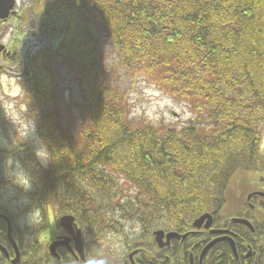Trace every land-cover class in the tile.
Returning <instances> with one entry per match:
<instances>
[{
	"label": "trees",
	"instance_id": "1",
	"mask_svg": "<svg viewBox=\"0 0 264 264\" xmlns=\"http://www.w3.org/2000/svg\"><path fill=\"white\" fill-rule=\"evenodd\" d=\"M52 2L51 12L66 19L56 53L79 84L81 124L75 131L62 126L51 58L32 63V77L21 87L50 162L43 166L23 140L8 150L0 143V190L18 188L2 165L17 164L28 183L18 189L26 210H42L53 199L57 218L74 216L94 245L108 234L125 241L123 228L137 221L149 251L152 230L182 234L199 215L223 210L234 175L264 163L253 157L264 154V0ZM89 9L122 62L188 102L194 121L180 130L131 125L122 94L103 79ZM202 120L210 125L206 134L198 131ZM5 129L0 117V134ZM0 214L14 236L25 235L1 205ZM34 228L40 236L47 225ZM135 242L131 248L139 247ZM26 243L17 238L20 264ZM35 249L45 256L44 244Z\"/></svg>",
	"mask_w": 264,
	"mask_h": 264
},
{
	"label": "flooded vegetation",
	"instance_id": "2",
	"mask_svg": "<svg viewBox=\"0 0 264 264\" xmlns=\"http://www.w3.org/2000/svg\"><path fill=\"white\" fill-rule=\"evenodd\" d=\"M52 5V0H0V73L7 62H16L14 79L22 84L32 77V63L44 64L48 58L53 62L55 56L61 59L56 50L66 19L61 13H52ZM87 17L93 29L95 12L89 9ZM49 38H52L51 44ZM253 157L262 158L264 154H254ZM243 175H249V182L242 185L231 180L229 200L223 204V210L194 218L188 224V232L177 234V238L165 236L172 231H164L159 242L152 236L154 246L150 245L151 251L144 247L143 236H125L126 240L121 241L120 259L114 254L106 259L105 264H264V163ZM204 214L211 217L209 225L206 226L205 220L194 227L193 222ZM0 220L4 222V232L0 229V247L4 249L0 250V264H20L22 255L17 238L28 240L24 264H86L88 259H94L92 241L89 243L85 236H81L82 260L75 250L72 236L54 221L56 233L52 236H14L12 232L18 250L16 258L6 235V222ZM132 241H136L139 247L131 248ZM38 242L45 245L42 258L35 249ZM52 243H58L54 255L49 252Z\"/></svg>",
	"mask_w": 264,
	"mask_h": 264
},
{
	"label": "rangeland",
	"instance_id": "3",
	"mask_svg": "<svg viewBox=\"0 0 264 264\" xmlns=\"http://www.w3.org/2000/svg\"><path fill=\"white\" fill-rule=\"evenodd\" d=\"M89 30L96 41L97 60L103 66V79L122 94L132 126L147 124L162 130L168 128L180 130L195 120V114L188 102L170 96L158 85L154 77H148L140 68L127 67L122 62L110 46L98 18L94 28L89 26ZM51 40L52 38H49L50 44ZM17 66L16 62H7L3 67L4 71L0 73V117L6 127L5 131L0 134V143L8 150L18 140H23L33 151L37 160L43 166H48L50 162L48 152L38 136L36 124L29 115L28 107L24 101V90L20 81L14 79ZM52 71L55 81L54 95L59 107L62 126L75 131L81 124L79 108L82 99L79 84L72 69L57 56L53 58ZM197 127L200 134H206L209 132L210 125L206 120H202ZM2 165L7 168L8 172L14 174L18 188L9 186L0 190V205L10 213L19 231L25 234L23 236H33L37 230L34 226L43 221L47 223V229L40 236L55 234L52 224L53 221L56 223L58 219L55 201L49 199L42 210H26L29 202L18 191L19 188L28 187L25 173L17 164L8 162ZM233 179L236 183L245 185L249 182V175L244 176L241 173H236ZM134 193L135 191L130 189L127 194L133 196ZM43 213L45 217H43ZM136 222L128 223L123 228L126 236H138L143 233V227ZM150 228L152 229V227ZM83 236L89 243L92 241L91 235H88L87 232H83ZM120 240L117 236L108 234L104 243L95 244L92 249L90 248L91 254L94 259H103L104 261L114 254L120 259L123 250ZM26 241L28 240L26 239Z\"/></svg>",
	"mask_w": 264,
	"mask_h": 264
},
{
	"label": "water",
	"instance_id": "4",
	"mask_svg": "<svg viewBox=\"0 0 264 264\" xmlns=\"http://www.w3.org/2000/svg\"><path fill=\"white\" fill-rule=\"evenodd\" d=\"M0 218L3 219L6 222V235L8 240L10 241L11 246L13 247L14 251H15V256L16 258L18 257V250L16 247L15 242L12 239V225L8 219V217L0 215ZM207 221L206 222V226L209 225L211 217L209 214H204L201 217H199L197 220H195L193 222V226H199L200 224L203 223V221ZM58 225L59 227L66 232L69 236H72V238L74 239V244H75V250L77 251L78 255H80V257L82 258V260H84L83 257V247H82V240H81V236H82V232L80 230V228L77 227L76 223H75V218L71 215H64L62 217L59 218L58 220ZM164 232L163 231H155L153 233V236L155 237L156 242H159L162 238V236H164ZM167 238H171V237H178L179 235H177L174 232H170L167 235ZM58 245V243H52L49 246V252L50 254L54 255L55 252V247ZM0 250L4 251L3 248L0 247Z\"/></svg>",
	"mask_w": 264,
	"mask_h": 264
},
{
	"label": "clouds",
	"instance_id": "5",
	"mask_svg": "<svg viewBox=\"0 0 264 264\" xmlns=\"http://www.w3.org/2000/svg\"><path fill=\"white\" fill-rule=\"evenodd\" d=\"M86 264H105V261L103 259H88Z\"/></svg>",
	"mask_w": 264,
	"mask_h": 264
}]
</instances>
